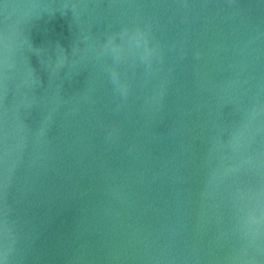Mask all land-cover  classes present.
I'll use <instances>...</instances> for the list:
<instances>
[{"label": "water", "instance_id": "water-1", "mask_svg": "<svg viewBox=\"0 0 264 264\" xmlns=\"http://www.w3.org/2000/svg\"><path fill=\"white\" fill-rule=\"evenodd\" d=\"M0 264H264V0H0Z\"/></svg>", "mask_w": 264, "mask_h": 264}]
</instances>
